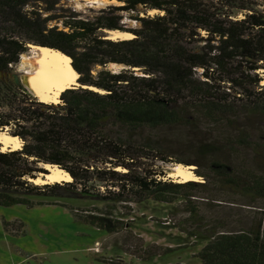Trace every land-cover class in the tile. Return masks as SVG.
Here are the masks:
<instances>
[{"label":"trees","instance_id":"trees-1","mask_svg":"<svg viewBox=\"0 0 264 264\" xmlns=\"http://www.w3.org/2000/svg\"><path fill=\"white\" fill-rule=\"evenodd\" d=\"M65 1L0 0V73H12L30 44L67 54L78 73L57 103L0 78V127L23 140L0 149V206L46 203L34 196L177 203L187 234L203 242L201 264H264L261 218L228 229L197 201L221 190L264 200V0H116L88 12ZM116 29L132 36L107 35ZM172 130L194 140L193 159L173 158L163 139ZM156 160L194 163L204 180L163 179ZM44 163L72 180H29ZM96 181L114 188L102 193ZM74 215L108 233L125 228L100 210ZM2 222L24 232L22 220Z\"/></svg>","mask_w":264,"mask_h":264},{"label":"rangeland","instance_id":"rangeland-1","mask_svg":"<svg viewBox=\"0 0 264 264\" xmlns=\"http://www.w3.org/2000/svg\"><path fill=\"white\" fill-rule=\"evenodd\" d=\"M65 2L85 12L90 8L98 9L110 3H118L116 0ZM31 55V45H29L14 71L9 74L0 73V78L15 81L18 79L20 84L36 96L23 78L27 69L22 64L23 60L30 59ZM259 72L263 76L260 84L264 85V69H259ZM237 124L240 127L246 125L241 120ZM255 125L258 126L256 123L251 128L254 136L259 134ZM245 127L250 129L247 125ZM208 128L207 132L216 134L213 125ZM7 129L0 127V132L8 133ZM163 139L173 158L195 157V142L192 138L189 139L185 132L172 130L164 133ZM12 147L9 146L4 150ZM0 149H3L1 143ZM252 158L253 154L250 150H240L239 161L251 162ZM178 163L183 162L164 163L156 160L153 168L166 170L167 174L163 179L177 181L176 178L168 176V173ZM183 164L193 165L192 171L196 175V180H204L197 174L196 164ZM43 173L39 172L38 176ZM64 181L66 180L60 182ZM95 184H97L96 188L105 194L107 187L114 188L110 186L111 183L96 181ZM207 196L208 198H197V201L204 202L203 213L207 220L209 217L222 220L228 229H238L260 218L264 223L263 199L251 201L241 194L225 190L214 191ZM33 199L44 200L46 203L33 207L21 204L10 207L0 206V264H201L197 253L203 242L187 234L186 230L193 227L186 221L187 213L180 204L163 205L155 201L113 203L109 200L82 196H34ZM85 209L95 213L100 210L108 216L122 218L125 228L108 233L78 220L74 214H81ZM3 216L9 220H22L25 225L24 232L15 234L6 231L2 222ZM16 227L17 224L11 225L10 229L15 232ZM171 247L173 250L165 251L166 248Z\"/></svg>","mask_w":264,"mask_h":264},{"label":"bare ground","instance_id":"bare-ground-1","mask_svg":"<svg viewBox=\"0 0 264 264\" xmlns=\"http://www.w3.org/2000/svg\"><path fill=\"white\" fill-rule=\"evenodd\" d=\"M129 32H114L112 38L131 37ZM31 45L30 59L23 60L26 75L23 76L25 83L31 88L39 100L43 102L57 103L61 92L72 87L77 82V71L71 64V57L60 50L41 45ZM22 140L19 136L6 132H0V143L2 150L9 146L21 148ZM20 145V146H19ZM49 172L35 178L36 183L70 181L72 176L65 169L57 165L46 164ZM193 165L178 163L168 173V176L176 178L177 181L196 180L192 171Z\"/></svg>","mask_w":264,"mask_h":264},{"label":"water","instance_id":"water-1","mask_svg":"<svg viewBox=\"0 0 264 264\" xmlns=\"http://www.w3.org/2000/svg\"><path fill=\"white\" fill-rule=\"evenodd\" d=\"M114 32H126V31H120V30H118V29H116V30H108L107 31V35H109V37H111V35H113V33ZM112 38V37H111ZM119 38H127V37H119ZM16 81L17 82H19L18 81V79H16ZM46 164H49V163H44V168H46L48 171L47 172H44L43 174H46V173H48L49 172V169L46 167ZM50 165H55V164H50ZM59 167V166H58ZM68 172V171H67ZM38 177V176H37ZM37 177H35V178H37ZM35 178H30L29 180H31V181H33V182H35ZM36 183V182H35Z\"/></svg>","mask_w":264,"mask_h":264},{"label":"built area","instance_id":"built-area-1","mask_svg":"<svg viewBox=\"0 0 264 264\" xmlns=\"http://www.w3.org/2000/svg\"><path fill=\"white\" fill-rule=\"evenodd\" d=\"M21 140H22V139H21ZM21 143H22V145H23V140H22V142H21Z\"/></svg>","mask_w":264,"mask_h":264}]
</instances>
